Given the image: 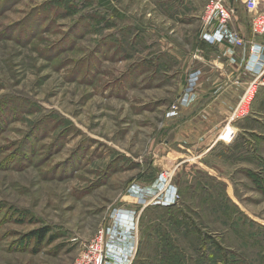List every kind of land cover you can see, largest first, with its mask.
Here are the masks:
<instances>
[{
    "label": "rangeland",
    "instance_id": "374dc122",
    "mask_svg": "<svg viewBox=\"0 0 264 264\" xmlns=\"http://www.w3.org/2000/svg\"><path fill=\"white\" fill-rule=\"evenodd\" d=\"M205 6L0 0V264H75L119 209L130 264H264V78L219 87L216 45H246Z\"/></svg>",
    "mask_w": 264,
    "mask_h": 264
},
{
    "label": "built area",
    "instance_id": "2783aa9c",
    "mask_svg": "<svg viewBox=\"0 0 264 264\" xmlns=\"http://www.w3.org/2000/svg\"><path fill=\"white\" fill-rule=\"evenodd\" d=\"M247 10L251 12V25L258 34L264 35V0H246L244 2ZM235 13L224 0H206L204 10V24L206 31L204 39L207 42H227L226 39H234L235 37L227 26ZM214 25V26H213ZM213 26V27H212ZM252 45V44H251ZM257 49H250L253 54L254 63L249 66L254 73L252 87H256L257 80L264 78V56L257 54ZM264 81V79H263ZM188 98L185 100L187 102ZM182 102V99H181ZM161 200L166 205L175 203V199ZM133 211L128 209H119L118 215L109 223L102 226L96 238L89 242L87 249H84L83 255L75 264H130L135 252V231L136 225L134 221ZM115 247L120 255V262H114L110 255ZM109 249V253H107Z\"/></svg>",
    "mask_w": 264,
    "mask_h": 264
},
{
    "label": "crops",
    "instance_id": "0c3cea01",
    "mask_svg": "<svg viewBox=\"0 0 264 264\" xmlns=\"http://www.w3.org/2000/svg\"><path fill=\"white\" fill-rule=\"evenodd\" d=\"M233 7L235 9V13L232 20V26L236 31H239L242 34L246 46L242 50V48L232 49L231 47H227L223 44L216 45L217 49L219 50V53L216 55L217 58L212 56V60L210 63L211 65H208V68L206 67V71L217 72V75L219 76H215V79L217 77L218 80H223V83L219 84V87L222 86L227 89L236 88L238 82L235 78V75H238L237 72H239L240 74L246 73L244 71L245 68L247 69V72L249 71V75L253 77L255 76L248 66L250 60L248 45L251 42L252 35L249 26L250 17L249 14H247V12L245 11V5L242 0H238L237 5H234ZM262 38L264 39V37ZM262 38L258 40H263ZM208 80L211 79H209V77H206V81ZM229 95L231 96V93H229Z\"/></svg>",
    "mask_w": 264,
    "mask_h": 264
},
{
    "label": "water",
    "instance_id": "95a60500",
    "mask_svg": "<svg viewBox=\"0 0 264 264\" xmlns=\"http://www.w3.org/2000/svg\"><path fill=\"white\" fill-rule=\"evenodd\" d=\"M246 0H242V2H245Z\"/></svg>",
    "mask_w": 264,
    "mask_h": 264
}]
</instances>
